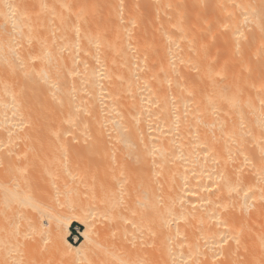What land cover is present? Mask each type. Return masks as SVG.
Returning a JSON list of instances; mask_svg holds the SVG:
<instances>
[{"label":"bare ground","instance_id":"obj_1","mask_svg":"<svg viewBox=\"0 0 264 264\" xmlns=\"http://www.w3.org/2000/svg\"><path fill=\"white\" fill-rule=\"evenodd\" d=\"M88 243L264 264V0H0V264Z\"/></svg>","mask_w":264,"mask_h":264},{"label":"rangeland","instance_id":"obj_2","mask_svg":"<svg viewBox=\"0 0 264 264\" xmlns=\"http://www.w3.org/2000/svg\"><path fill=\"white\" fill-rule=\"evenodd\" d=\"M88 219L89 220H91V221H100L99 220V215H92V216H90V217H88ZM83 229H85V226L84 225H82L81 223H79L78 221H73V223H72V226H71V233H70V235H69V239L72 241V242H77V241H79V240H83V237H82V235H81V230H83ZM140 241L141 240H143V239H141L140 237H137ZM137 238L135 239L136 241H137ZM89 245V246H88ZM87 246L89 247H86L87 249H85V251L87 252V254H86V252L82 255V253H75V252H70V254H72L71 255V257L74 259H80V260H83V258L86 260V261H88L90 264L92 263V264H97V263H99L101 260H100V258L102 257V253L100 254V252H99V254L97 253L98 252V250H96V248H98V247H95L94 249H91L90 247L92 246V243H91V245L88 243L87 244ZM93 248V247H92ZM93 250V251H92ZM53 253V252H52ZM55 253V252H54ZM97 253V254H96ZM52 255V256H51ZM68 255V254H67ZM101 255V256H100ZM47 256H48V258L49 259H51L52 257H53V254H47ZM47 256H46V259H47ZM56 256V257H55ZM61 255H59L58 254V252H56L55 254H54V257L52 258V261L53 262H59V261H61L62 259H65L64 257L66 256H64V257H60ZM70 256V255H69ZM81 256H82V258H81ZM67 257V256H66ZM100 260V261H99ZM49 261V260H48ZM51 261V262H52ZM77 262L79 261V260H76ZM84 261V260H83ZM88 263V264H89Z\"/></svg>","mask_w":264,"mask_h":264}]
</instances>
